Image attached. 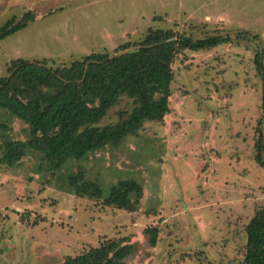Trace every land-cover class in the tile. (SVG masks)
<instances>
[{
  "label": "rangeland",
  "instance_id": "374dc122",
  "mask_svg": "<svg viewBox=\"0 0 264 264\" xmlns=\"http://www.w3.org/2000/svg\"><path fill=\"white\" fill-rule=\"evenodd\" d=\"M28 12L34 20L0 42V77L14 59L67 66L90 53L118 55L125 44L131 51L149 28L230 42L179 56L171 112L118 146L59 170L33 150L0 166V264H61L107 240L132 246L126 264H243L245 228L264 206L253 148L257 129L264 138L253 64L256 52L264 55V0H0V26ZM241 32L259 40L236 39ZM132 109L122 98L99 125ZM0 125V140L29 138L27 126L2 110ZM80 173L101 188L100 199L76 195L68 177ZM120 181L142 188L134 212L104 204ZM148 227L159 230L155 246Z\"/></svg>",
  "mask_w": 264,
  "mask_h": 264
},
{
  "label": "trees",
  "instance_id": "16d2710c",
  "mask_svg": "<svg viewBox=\"0 0 264 264\" xmlns=\"http://www.w3.org/2000/svg\"><path fill=\"white\" fill-rule=\"evenodd\" d=\"M34 16L28 12L15 22L0 26V42L26 28ZM238 40L258 41L257 35L241 32ZM230 42L229 36L193 39L172 28H149L144 37L127 51L121 45L118 55L107 51L90 53L72 60L67 66H53L46 59L11 60L6 75L0 77V110L21 120L28 128L26 141L0 140V166L13 167L28 150L43 155L49 167L59 170L69 161H80L107 146H118L127 136L136 134L145 122L161 121L171 112L169 98L175 78L173 64L186 51L210 50ZM263 52L254 55L253 64L261 80V109L264 117ZM122 98L130 100L129 116L110 125H99L107 112ZM263 123L260 120V126ZM5 127L0 125V132ZM254 161L264 170V138L257 129ZM68 183L78 196L100 199L101 188L70 175ZM134 196V199L131 198ZM142 198V188L135 181H120L112 186L104 204L134 212ZM155 246L159 230L144 231ZM243 264H264V206L259 208L245 228ZM132 246L122 240L104 241L61 264H126Z\"/></svg>",
  "mask_w": 264,
  "mask_h": 264
}]
</instances>
